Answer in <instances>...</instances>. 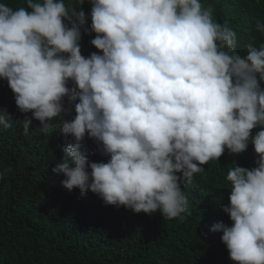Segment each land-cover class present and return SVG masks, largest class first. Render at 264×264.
Segmentation results:
<instances>
[{
	"label": "clouds",
	"instance_id": "9594fccd",
	"mask_svg": "<svg viewBox=\"0 0 264 264\" xmlns=\"http://www.w3.org/2000/svg\"><path fill=\"white\" fill-rule=\"evenodd\" d=\"M84 2L0 3V80L31 113L23 135L35 119L39 132L58 127L72 138L52 168L67 191L165 220L184 219L182 185L203 165L251 143L256 167L235 165L226 177L232 224L210 231L222 233L235 264H264V43L249 42L241 56L236 31L203 0H88L90 28ZM82 29L102 54H81ZM254 31L264 37V21ZM0 126H12L6 109ZM86 136L107 162L88 159Z\"/></svg>",
	"mask_w": 264,
	"mask_h": 264
},
{
	"label": "trees",
	"instance_id": "16d2710c",
	"mask_svg": "<svg viewBox=\"0 0 264 264\" xmlns=\"http://www.w3.org/2000/svg\"><path fill=\"white\" fill-rule=\"evenodd\" d=\"M73 2L78 4V0ZM0 3L18 7L26 0ZM203 3H212L217 22H227L236 31L241 56L246 55L244 46L249 42L264 43V37L254 31L256 20L264 21V0ZM82 10L87 17L85 27L90 28L88 0ZM94 37L95 33L84 34L82 29L83 56L99 53L90 44ZM68 86H73L71 81ZM65 107H70L67 98ZM3 109L12 126H0V264H235L221 241L222 233L210 229L217 222L232 224L223 212L230 195L226 177L235 165L256 167L258 156L251 143L241 154L226 149L219 160L203 165V172L182 185L189 205L184 219L165 220L159 211L137 214L123 206L105 205L90 191L82 195L79 189H64L63 175L52 168L62 162L63 149L73 143L72 138L59 133L58 127L39 132L41 125L35 119L29 136H24L21 120L31 113L19 111L7 82L0 80V111ZM74 116L72 107L64 118ZM52 123L58 125V119ZM259 130L253 129L252 135ZM82 147L90 161L107 162L93 139L86 136Z\"/></svg>",
	"mask_w": 264,
	"mask_h": 264
}]
</instances>
